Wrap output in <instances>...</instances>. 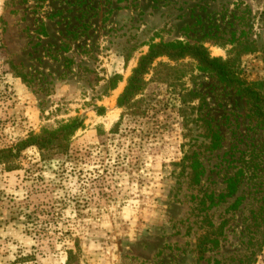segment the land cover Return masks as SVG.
<instances>
[{"label": "rangeland", "instance_id": "obj_1", "mask_svg": "<svg viewBox=\"0 0 264 264\" xmlns=\"http://www.w3.org/2000/svg\"><path fill=\"white\" fill-rule=\"evenodd\" d=\"M174 40L229 59L264 95V0H0V150L84 125L66 153L0 161V264H264V120L250 100L160 57L140 113L117 105L148 45ZM162 63L183 74L158 82Z\"/></svg>", "mask_w": 264, "mask_h": 264}, {"label": "trees", "instance_id": "obj_2", "mask_svg": "<svg viewBox=\"0 0 264 264\" xmlns=\"http://www.w3.org/2000/svg\"><path fill=\"white\" fill-rule=\"evenodd\" d=\"M160 57H165L173 62L181 61L185 58L192 59L198 69L214 73L220 81L238 88L250 100L254 112L264 120V95L236 74L229 59L223 60L220 57L211 56L207 48L201 44H191L180 40L150 43L148 50L139 56L116 101L117 105L124 110L123 113L129 115H138L140 113L139 100L136 99V96L141 93L146 85L145 75L152 69L154 61ZM158 67L154 68V79L158 82H167L168 73H159L162 70H173L179 75L183 74L181 71L183 65L169 67L167 64L162 63ZM189 95L193 96L190 91H187L185 95H181V103H185V97ZM180 111L183 110L180 108ZM83 127L82 120L73 118L61 123L54 129L42 128L40 132L31 133L26 139L20 141L16 146V153H13L11 148L0 150V161L7 163L9 159L16 157L22 149L28 146H35L42 153H66L69 140L78 129ZM192 168L195 169V161L192 164ZM197 247L198 251L201 252V244H198Z\"/></svg>", "mask_w": 264, "mask_h": 264}]
</instances>
